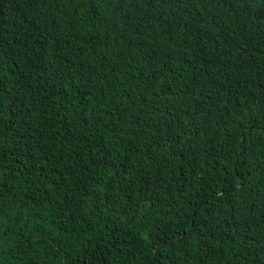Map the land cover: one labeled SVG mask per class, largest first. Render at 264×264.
Instances as JSON below:
<instances>
[{
    "label": "trees",
    "instance_id": "obj_1",
    "mask_svg": "<svg viewBox=\"0 0 264 264\" xmlns=\"http://www.w3.org/2000/svg\"><path fill=\"white\" fill-rule=\"evenodd\" d=\"M0 233V264H264V0H0Z\"/></svg>",
    "mask_w": 264,
    "mask_h": 264
},
{
    "label": "snow or ice",
    "instance_id": "obj_2",
    "mask_svg": "<svg viewBox=\"0 0 264 264\" xmlns=\"http://www.w3.org/2000/svg\"><path fill=\"white\" fill-rule=\"evenodd\" d=\"M3 234L2 233H0V236H2Z\"/></svg>",
    "mask_w": 264,
    "mask_h": 264
},
{
    "label": "water",
    "instance_id": "obj_3",
    "mask_svg": "<svg viewBox=\"0 0 264 264\" xmlns=\"http://www.w3.org/2000/svg\"><path fill=\"white\" fill-rule=\"evenodd\" d=\"M192 226V225H191Z\"/></svg>",
    "mask_w": 264,
    "mask_h": 264
}]
</instances>
